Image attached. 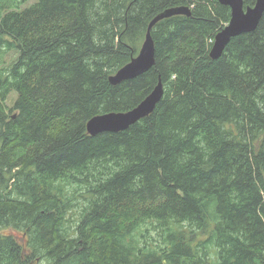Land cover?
<instances>
[{
	"label": "trees",
	"instance_id": "obj_1",
	"mask_svg": "<svg viewBox=\"0 0 264 264\" xmlns=\"http://www.w3.org/2000/svg\"><path fill=\"white\" fill-rule=\"evenodd\" d=\"M31 1L0 0V264H264V15L212 59L219 0ZM160 80L149 117L88 133Z\"/></svg>",
	"mask_w": 264,
	"mask_h": 264
},
{
	"label": "water",
	"instance_id": "obj_2",
	"mask_svg": "<svg viewBox=\"0 0 264 264\" xmlns=\"http://www.w3.org/2000/svg\"><path fill=\"white\" fill-rule=\"evenodd\" d=\"M232 10V18L229 24L215 37V45L211 56L218 59L224 53L232 38L250 33L257 29L264 15V0H257L253 8L244 9V0H220ZM192 14L189 7H173L158 15L149 25L145 40L140 52L129 64L121 68L110 77L113 85L134 79L150 71L156 63L155 43L152 37L153 27L161 20L177 15ZM164 96V86L160 82L154 92L140 105V108L131 114L112 112L99 115L90 120L87 125L88 133L97 136L104 132H122L128 130L139 119L149 117L156 109Z\"/></svg>",
	"mask_w": 264,
	"mask_h": 264
},
{
	"label": "bare ground",
	"instance_id": "obj_3",
	"mask_svg": "<svg viewBox=\"0 0 264 264\" xmlns=\"http://www.w3.org/2000/svg\"><path fill=\"white\" fill-rule=\"evenodd\" d=\"M219 3H220V0H219ZM220 4H221V3H220ZM221 5H223V4H221ZM224 6H226V5H224ZM253 7H254V6H253ZM253 7H250V8H253ZM244 9H245V8H244ZM247 9H248V8H247ZM247 9H246V10H247ZM162 13H163V12H162ZM162 13H160V14H162ZM160 14H159V15H160ZM157 16H158V15H157ZM157 16H156V17H157ZM156 17H155V18H156ZM155 18H154V19H155ZM154 19H153V20H154ZM167 19H168V18H167ZM153 20H152V21H153ZM163 20H165V19H163ZM163 20H161V21H163ZM152 21H151V22H152ZM161 21H159V22H161ZM159 22H158V23H159ZM149 25H150V24H149ZM153 28H154V27H153ZM239 36H240V35H239ZM214 45H215V41H214V43H213V47H212L211 52H210V57H211V58H212L211 53H212V50H213V48H214ZM228 45H229V44H228ZM226 48H227V47H226ZM225 51H226V49H225ZM225 51H224V53H225ZM224 53H223V54H224ZM223 54H222V55H223ZM221 57H222V56H221ZM212 59H214V58H212ZM218 59H219V58H218ZM128 64H129V63H128ZM154 66H155V65H154ZM140 76H141V75H140ZM138 77H139V76H138ZM136 78H137V77H136ZM134 79H135V78H134ZM109 80H110V78H109ZM131 80H132V79H131ZM160 82H162V81L160 80L159 83H160ZM110 83H111V81H110ZM122 83H123V82H122ZM159 83H158V84H159ZM111 84H112V83H111ZM158 84L156 85V87L158 86ZM112 85H113V84H112ZM118 85H119V84H118ZM114 86H117V85H114ZM156 87L153 89V91H152V92H151V93H150V94H149V95H148V96H147V97H146V98H145V99H144V100H143V101L137 106V107H135L134 109L129 110V111H127V112H121V113H123V114H131V113H133L134 111L138 110V109L140 108V105H141V104H142V103H143V102H144V101H145V100H146V99H147V98H148V97L154 92V90L156 89ZM93 118H94V117H93ZM90 120H91V119H90ZM90 120H89V122H90ZM141 120H142V119H141ZM139 121H140V119H139L136 123H138ZM89 122H88V123H89ZM88 123H87V125H88ZM136 123H134V124H136ZM87 131H88V129H87Z\"/></svg>",
	"mask_w": 264,
	"mask_h": 264
},
{
	"label": "rangeland",
	"instance_id": "obj_4",
	"mask_svg": "<svg viewBox=\"0 0 264 264\" xmlns=\"http://www.w3.org/2000/svg\"><path fill=\"white\" fill-rule=\"evenodd\" d=\"M33 2H34V0H32L30 3L28 2L29 4H28V3H27V4H24L23 8L30 6ZM141 47H142V46H141ZM11 56H12V55H11ZM8 65H9V62L7 63V66H8ZM16 99H17V94L13 93V94L10 96L9 100L7 101V106H8V107H12ZM34 264H40V263H39V261H38V262H35Z\"/></svg>",
	"mask_w": 264,
	"mask_h": 264
}]
</instances>
